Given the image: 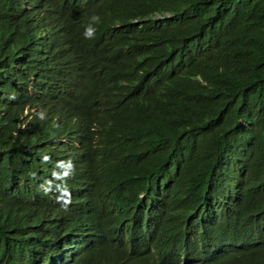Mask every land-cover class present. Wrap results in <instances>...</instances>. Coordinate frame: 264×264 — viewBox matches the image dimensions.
Here are the masks:
<instances>
[{"label":"trees","instance_id":"1","mask_svg":"<svg viewBox=\"0 0 264 264\" xmlns=\"http://www.w3.org/2000/svg\"><path fill=\"white\" fill-rule=\"evenodd\" d=\"M19 1L0 0V59L20 28L12 30L11 18L2 17ZM114 1L102 0L94 13L99 23L91 15L81 28L84 38L90 24L95 28L94 38H85L89 67L101 70L94 73L99 77L107 79L109 72L113 80L125 79L131 100L100 119L79 147L99 177L92 190L104 201L97 200L100 208L91 217L107 238L82 247L65 264H149L123 256L119 230L137 218L145 230L161 231L157 246L163 247L164 238L173 239L217 191L221 163L233 166L225 154L242 156L237 158L248 166L251 196L257 207L264 203V187L258 193L255 187L256 179L264 185V0H122L112 6ZM78 99L86 102L83 92ZM69 133L80 130L69 127ZM8 144L0 132V188L12 184L29 197L33 170L48 161L35 160L34 147L20 148L26 158L18 162ZM107 204L118 213L106 212ZM2 206L0 258L8 264L30 259L19 252V236H38V229L19 220L12 206ZM54 211L31 219L45 220ZM9 232L8 241L2 234ZM223 264L258 263L234 252Z\"/></svg>","mask_w":264,"mask_h":264},{"label":"clouds","instance_id":"2","mask_svg":"<svg viewBox=\"0 0 264 264\" xmlns=\"http://www.w3.org/2000/svg\"><path fill=\"white\" fill-rule=\"evenodd\" d=\"M121 1L115 0L112 6ZM101 2L20 0L11 14L2 17L11 18L12 30L20 28L10 38L9 54L0 59V132L9 139L8 148L18 162L26 158L20 148L28 152L34 147L39 151L34 159L48 161L33 170L29 197L22 198L12 184L0 188L2 207L12 206L19 220L40 233L19 236V252L31 258L10 264H65L76 259L82 247L107 238L91 217V211L100 208L97 200L104 201L103 194L94 195L92 190L91 181L99 177L79 147L82 136L99 129L100 119H107L120 102L126 105L131 100L123 87L125 79L113 80L109 72L107 79L99 77L94 73L102 74L101 70L88 65L84 45L90 44L85 38H94L95 28L90 24L85 38L81 28L91 15V21L99 23L94 13L102 10ZM80 91L86 102L78 99ZM74 126L80 130L77 135L69 133ZM227 155L233 166L221 163L215 173L217 191L203 210L190 213L189 222L173 239L164 238L163 247L157 246L161 231H147L137 218H131L132 223L116 235L126 248L123 256L145 258L149 264H223L228 255L243 252L264 264L259 257L264 251V203L257 207L256 195L251 196L248 166L237 158L242 156L236 151ZM256 181L258 193L264 185ZM49 208L55 209L52 217L32 221L35 213ZM105 211L118 213L109 204ZM10 234L2 235L9 241ZM8 263L7 257L0 258V264Z\"/></svg>","mask_w":264,"mask_h":264}]
</instances>
